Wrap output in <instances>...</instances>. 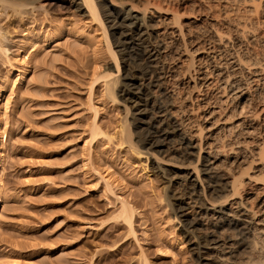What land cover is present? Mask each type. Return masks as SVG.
Instances as JSON below:
<instances>
[{"label": "rangeland", "instance_id": "1", "mask_svg": "<svg viewBox=\"0 0 264 264\" xmlns=\"http://www.w3.org/2000/svg\"><path fill=\"white\" fill-rule=\"evenodd\" d=\"M95 2L117 51L101 12L108 0ZM33 5L0 13L9 31L7 57L0 53V264L204 263L197 239L166 205L180 188L119 140L123 101H111L104 82L129 71L119 53L116 70L100 24L72 0ZM163 15L151 12L155 28ZM22 61L28 69L19 81ZM161 63L160 81L179 70L174 59ZM143 89L169 102L160 87ZM123 205L132 209L130 225L117 216Z\"/></svg>", "mask_w": 264, "mask_h": 264}, {"label": "bare ground", "instance_id": "2", "mask_svg": "<svg viewBox=\"0 0 264 264\" xmlns=\"http://www.w3.org/2000/svg\"><path fill=\"white\" fill-rule=\"evenodd\" d=\"M35 1L0 0V13L20 15L30 4L32 12ZM72 1L100 24L116 70V53L127 65L121 79L104 82L106 96L123 101L119 140L180 188L166 205L197 239L198 260L264 264V0H108L101 12L117 51L95 0ZM152 11L167 15L160 29ZM8 33L0 27L5 57ZM165 58L179 70L160 81ZM26 68L22 61L19 81ZM143 83L160 87L169 102L150 100ZM121 208L117 216L130 225L132 209Z\"/></svg>", "mask_w": 264, "mask_h": 264}]
</instances>
